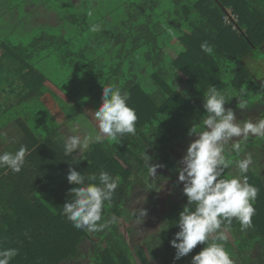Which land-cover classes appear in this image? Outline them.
Segmentation results:
<instances>
[{
    "label": "trees",
    "instance_id": "1",
    "mask_svg": "<svg viewBox=\"0 0 264 264\" xmlns=\"http://www.w3.org/2000/svg\"><path fill=\"white\" fill-rule=\"evenodd\" d=\"M229 10L236 27L225 20ZM204 42L213 47L211 55L201 50ZM263 46L264 0H0V133L11 125L19 133L1 149L27 150L20 172L0 168V250H18L10 264H192L207 242L179 260L171 244L188 203L181 183L175 181L153 231L146 224L159 207L158 194L135 205L151 182L176 176L169 170L196 138L190 128L200 127L207 115L206 88L215 85L226 95L225 107L237 120L264 118V75L255 77L244 62L264 55ZM177 76L188 93L172 87ZM103 86L128 93L136 134L93 144L86 159L72 163L63 152L60 126L36 96L50 94L84 135L96 121L91 129L77 114L93 117ZM248 154L252 163L240 179L246 176L258 189L256 211L244 231L232 219L224 246L233 264H264V138L250 137L241 153L227 152L233 163L224 175H240L236 162ZM146 155L160 165L156 178L148 173ZM70 168L86 183L101 171L117 180L101 221L116 217V223L87 231L67 220L63 204L75 186L67 179Z\"/></svg>",
    "mask_w": 264,
    "mask_h": 264
},
{
    "label": "clouds",
    "instance_id": "2",
    "mask_svg": "<svg viewBox=\"0 0 264 264\" xmlns=\"http://www.w3.org/2000/svg\"><path fill=\"white\" fill-rule=\"evenodd\" d=\"M92 30L97 28L94 26ZM201 50L209 55L213 53V47L207 42L201 44ZM228 101L215 85L206 88L203 107L207 115L200 127L194 125L189 130V135L196 138L190 142L178 170V182L184 184L183 192L188 203L179 213L175 224L179 231L171 241L176 249V260L191 253L198 244L207 242L206 247L192 257V264H233L224 246L229 239L226 227L231 225L233 218L239 222L242 231L252 226L256 211L253 202L258 189L247 182L246 176L243 181L240 179L249 171L252 156L248 154L236 162L240 175L227 178L224 173L233 161L226 153H241L250 137L264 138V118L237 121L233 109L225 107ZM238 106L246 108L241 99ZM92 115L96 121L93 131L82 136L76 134L78 126L73 125L71 132L74 134L63 138L64 155L71 157L72 163L86 159L84 154L93 144L136 134V112L128 103V93L119 88L103 86L102 104L92 111ZM26 153L23 146L15 152L0 153V168L20 172L26 163ZM144 159L149 175L156 178L160 165L151 163L148 155ZM67 179L75 186L70 189L71 198L63 204V215L75 228L99 231L117 222V218L112 217L101 223L104 208L112 201L118 187L117 180L110 173L101 171L98 177L90 175L86 183V177L80 171L70 168ZM137 210L139 216L146 215L144 208ZM17 255L15 248L0 250V264H10Z\"/></svg>",
    "mask_w": 264,
    "mask_h": 264
},
{
    "label": "rangeland",
    "instance_id": "3",
    "mask_svg": "<svg viewBox=\"0 0 264 264\" xmlns=\"http://www.w3.org/2000/svg\"><path fill=\"white\" fill-rule=\"evenodd\" d=\"M262 50L264 51V46L262 48ZM172 53V52H171ZM173 54V53H172ZM246 66L248 67V69L251 71V73L257 77L260 78L264 75V55H262V53L257 54V56H248L247 58H245L244 60ZM171 85L174 89H177L183 93H188L190 88L189 86L186 84V82L184 81V79L181 76H177L172 82ZM35 96V94H34ZM38 97V99H40V101L42 102V104H44V106H46V108H48V110L50 111L51 114V119L54 123V125L56 127H59V131L60 133H62V135L64 137H66L67 135H71L74 134L71 132V127L73 125L78 126V124L75 121H68L62 111L60 110L59 106L57 105V103L54 101V99L52 98V96L48 93H39L36 96ZM40 97V98H39ZM83 114L85 115L86 112L83 111L77 114V117L79 119V121L85 125H89L91 127V129L94 128L93 124L95 123L92 115V118H88L86 116V118H83ZM87 115V114H86ZM256 120V119H254ZM237 121H243V120H237ZM17 126V125H16ZM15 125H11L9 128H7L6 131L1 132L3 134L2 137H0V153H2V149L1 147L4 145V143H11V138L15 137V138H19V133L18 128ZM8 133V136L6 135ZM12 134V136H10ZM76 134H80L83 136V131L81 130V128H79L78 126V133ZM179 157L177 158V163L176 166H174L173 168H171L169 171H171L172 173L176 174L175 177H172V175H166L163 179H161L158 182H151V188L145 192L143 194V196L138 199V202L136 203L135 207L139 206L142 204L143 199L148 197L151 192H156L158 194L159 197V207L157 210H154L153 212L150 213V220L147 221L146 224V228L148 231H153L154 229H156L157 225H158V220L162 214V212L165 210L166 208V201L169 199L170 196L174 195V190H175V181H178V174H179V168L182 166V159H183V154H179ZM175 157V155H174ZM170 172V173H171ZM180 187H184L183 182H180ZM124 226V225H123ZM68 264H72V263H68ZM135 264H140L139 262H135ZM150 264H159L157 261H151Z\"/></svg>",
    "mask_w": 264,
    "mask_h": 264
},
{
    "label": "built area",
    "instance_id": "4",
    "mask_svg": "<svg viewBox=\"0 0 264 264\" xmlns=\"http://www.w3.org/2000/svg\"><path fill=\"white\" fill-rule=\"evenodd\" d=\"M225 20L228 24L233 23L234 27H236V21H237V17L235 14L232 13L231 10H229V13L227 16H225Z\"/></svg>",
    "mask_w": 264,
    "mask_h": 264
}]
</instances>
